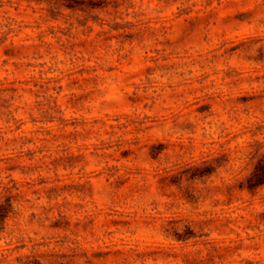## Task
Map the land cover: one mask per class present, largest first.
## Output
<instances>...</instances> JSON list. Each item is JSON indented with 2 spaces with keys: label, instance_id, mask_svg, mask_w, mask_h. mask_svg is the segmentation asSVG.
<instances>
[{
  "label": "rangeland",
  "instance_id": "1",
  "mask_svg": "<svg viewBox=\"0 0 264 264\" xmlns=\"http://www.w3.org/2000/svg\"><path fill=\"white\" fill-rule=\"evenodd\" d=\"M264 0H0V264H264Z\"/></svg>",
  "mask_w": 264,
  "mask_h": 264
},
{
  "label": "trees",
  "instance_id": "2",
  "mask_svg": "<svg viewBox=\"0 0 264 264\" xmlns=\"http://www.w3.org/2000/svg\"><path fill=\"white\" fill-rule=\"evenodd\" d=\"M248 186L250 190H255L264 186V159L257 164L255 170L249 178Z\"/></svg>",
  "mask_w": 264,
  "mask_h": 264
}]
</instances>
